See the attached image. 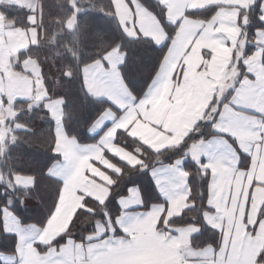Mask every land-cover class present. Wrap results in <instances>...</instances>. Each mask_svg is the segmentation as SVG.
Masks as SVG:
<instances>
[{"label":"snow or ice","instance_id":"snow-or-ice-1","mask_svg":"<svg viewBox=\"0 0 264 264\" xmlns=\"http://www.w3.org/2000/svg\"><path fill=\"white\" fill-rule=\"evenodd\" d=\"M155 4L162 10L159 14L133 0L129 7H136L137 11L119 18L121 31L130 41L143 40L160 53L153 67L154 75L145 82L146 88L134 93L128 87L137 89V82L131 78L129 52L125 50L111 60L106 55L109 70L97 73L98 84L106 92L100 95L90 92L94 100L110 104L115 113L110 109L99 110L97 126L103 135L97 132L100 139L95 145L83 146V151L89 163L95 161L111 175L107 179L97 177L105 189L103 198L86 193L77 212L98 214L102 222H96L95 234L86 235L81 241L68 236V229L49 240L35 241L49 249L42 264H143L141 256L160 246L171 252L170 264H197L187 257L207 258L210 254L218 259L212 262L205 259L199 264H264V242L258 239L264 236V200L257 201L255 195L258 186L264 188V179L254 174V169L264 167V0H155ZM142 9L149 14L142 15ZM204 10L211 14L198 15ZM251 28L254 31L250 32ZM198 40L195 74L188 76L189 62L185 57ZM197 77L207 81L208 87L201 86ZM160 99L167 100V111H161L159 123L148 122L162 130L166 139L160 146H154L134 129L138 121L145 119V109H151ZM120 135L153 152L155 161L147 162L144 151L139 147L130 149L125 141L119 140ZM173 150L179 153L175 159L168 155ZM123 152H128V156L122 155ZM53 155L60 156L61 152L54 147ZM109 156L117 163L109 161ZM189 162L195 168L183 167ZM84 172L95 177L87 168ZM229 173L233 180L242 174L247 183L243 224L248 242L238 247L224 236L227 205L219 209L214 202ZM147 176L153 179L149 181ZM193 176L206 182L207 194L200 193V199L207 200L202 220L190 221L197 225L195 228L170 226L196 207L193 200L179 212L168 215L185 195L191 198L189 181ZM153 183L163 203L149 204L146 200ZM30 186L34 187V182ZM228 187L231 195L233 185ZM63 192L62 184L44 221L45 229L56 215ZM22 200L19 198L15 203L23 212ZM93 204L99 207V212L90 206ZM12 206L10 201L8 207ZM117 207L120 215H115ZM207 209L214 210L221 226L209 222ZM232 227L234 217L229 225ZM117 230L123 235H117ZM205 230L221 232L219 248L192 246V237L202 235ZM60 239H64V244H59ZM253 244L258 246L255 254L249 256ZM13 261L14 257L9 258V264Z\"/></svg>","mask_w":264,"mask_h":264},{"label":"trees","instance_id":"trees-1","mask_svg":"<svg viewBox=\"0 0 264 264\" xmlns=\"http://www.w3.org/2000/svg\"><path fill=\"white\" fill-rule=\"evenodd\" d=\"M39 17L37 26L40 33L39 43L31 45L18 56L15 65L17 71H23L22 60L30 56L37 62L48 93L47 99L63 98L64 126L67 133L75 137L80 143H96L99 135L90 133L91 127L98 120L99 110L114 109L110 104L96 101L87 90L83 69L84 66L98 59H103L111 50L118 48L122 52L127 50L132 68L131 78L136 80L137 89L128 87L135 93L142 92L146 83L154 75L160 53L141 40L130 41L120 28V10L115 0H38ZM141 5L159 14L162 10L155 4V0H137ZM132 4V0H127ZM125 5V2H124ZM0 10L5 19L12 26H29L28 17L32 10L28 6L19 5L10 0H2ZM210 15L204 10L198 15ZM257 10H253L255 21ZM132 27V25H129ZM166 52V49L164 50ZM128 77H125L127 79ZM15 114L8 123L22 125L14 128V139L8 140L5 150L0 152V250L12 251L11 236L3 230V209L12 202V209L25 224H44L55 201L57 190L63 184L59 178L52 176L51 167L61 159L53 155V148L57 147L56 121L46 106L44 100L18 99L14 103ZM102 135V134H100ZM119 140L126 142L130 149L141 148L147 162L153 163L156 156L143 145L133 143L120 135ZM175 150L168 153L173 159L179 155ZM167 157L161 156V159ZM115 163L117 161L113 160ZM188 168H195L191 162ZM121 167H126L120 164ZM127 170V169H126ZM34 178V187L18 183V176ZM115 178V177H113ZM151 181V176L146 177ZM192 196L196 200V211L186 213L183 220L177 219L173 224H187L191 220H202V211L207 200L200 199V193L207 194L205 181L191 178ZM14 189V190H13ZM154 183L152 191L146 193V199L157 198ZM23 198L24 211L15 202ZM96 207L99 212V207ZM118 213V207L117 212ZM102 217L80 212L70 230L75 236H86L92 233L96 222ZM202 227V223L200 224ZM220 233L205 230L202 235L195 237V244L209 243L207 237L219 241ZM10 236V237H9ZM11 240L12 242H9Z\"/></svg>","mask_w":264,"mask_h":264},{"label":"crops","instance_id":"crops-1","mask_svg":"<svg viewBox=\"0 0 264 264\" xmlns=\"http://www.w3.org/2000/svg\"><path fill=\"white\" fill-rule=\"evenodd\" d=\"M117 2L121 1L124 5L125 11L128 14L135 13L137 11L136 7H129L127 0H115ZM2 0H0V3ZM133 3V0H132ZM137 3L141 5L138 1ZM123 9V6H122ZM142 15H147L144 9L141 10ZM28 20L30 22L29 26H12L6 21L3 12L0 10V152L5 150L6 143L8 140L14 139L12 131L14 128H22V125L15 123L13 126L8 123L11 118H13L14 111V101L18 99L27 100H44L46 99L47 109L53 115L56 121V131H57V147L56 149L61 152V159H59L53 167L50 169V174L63 181L64 192L61 196V202L59 208L56 210V215L49 222L48 227L45 229L44 224L39 225V223L25 224L21 221L19 215L10 207L5 206L3 209V230L6 234L12 235L11 239L15 242L13 243L12 251L10 250H0V264H9V258L14 257L13 264H42L43 259H47L49 249L41 246L39 243H34L37 240H49L53 235L58 232H62L68 229L67 235L72 237L75 241H81L84 236H75L70 233L71 227L75 221L74 217L79 214L77 209L82 207V201L84 200V195L88 192L93 195L103 198L105 195V189L102 185V181H99L97 177H104L107 179L111 175L107 169H101L95 161L89 163L86 159V154L83 151V146L85 145H95L96 143H80L75 137L70 136L64 126V103L63 98L47 99L48 93L45 88V83L41 75V71L37 62L32 57L28 56L22 60L23 71H17L15 65L18 62V56L21 52H25L29 49L31 45H36L40 40V33L37 26L39 17L38 14L30 13ZM254 31V28L249 30ZM187 45H185L186 47ZM200 46V41H196L193 45L192 51L188 53L185 59L189 62V69L186 75L192 76L195 74L194 64L198 63L197 52ZM251 49H249L250 51ZM254 50V48H253ZM117 54L122 55L123 52L119 48H115L107 53L108 60H111ZM110 65L103 59H98L90 64L84 66L83 74L85 79V84L88 92L93 95H100L106 92L98 84L97 73L103 69L104 71L109 70ZM37 73V74H36ZM215 74V73H214ZM197 80L204 88L208 87V82L204 81L202 78L197 77ZM169 105L166 99L158 100L151 109H145V119L138 121L134 129L137 134L144 137L148 143L154 146H160L161 143L166 139L162 130H158L148 122L157 121L159 123L161 111H167ZM115 113V109H110ZM117 115L119 113H116ZM172 118V114L169 113V119ZM98 125V120L91 127L90 133L92 135H103V131L100 130ZM107 156V153L104 154ZM122 155L128 156V152H123ZM108 160L113 164L115 162L112 157L109 156ZM70 162V163H69ZM183 167L188 168L186 164ZM89 169L90 172L95 173V177H90L85 175L84 169ZM61 169H63L61 173ZM254 174L260 179H264V167L260 169H254ZM151 179H153L151 177ZM251 174L249 176L250 183ZM17 181L19 184L24 186H30L34 182V178L26 176H18ZM192 184L191 178L189 181ZM244 185V192L241 193V185ZM228 185H233L231 195H229ZM155 188L156 185L154 184ZM83 191H79V190ZM191 187V198L186 195L178 202H176L173 207L168 211V215L179 212L185 207L187 203L195 201V197L192 196ZM158 197L154 199H146L149 204L152 203H163L162 196L157 192ZM221 194L223 200H221ZM247 195V183L244 182V177L242 174L237 175L236 179L233 180L231 173L228 174L227 182L222 185L221 191L217 193L215 203L217 208L224 209L227 205V219L224 222L223 227L225 228L224 236L226 239H231L233 246H239L241 243H247L244 233L245 219V205L244 199ZM257 201L264 200V188L257 187L256 193ZM239 201V203H238ZM93 206H95L93 204ZM197 208V207H195ZM191 209L193 212L196 209ZM137 210H147V209H137ZM135 211V210H134ZM190 211V210H189ZM188 212V211H187ZM202 212H205V207ZM116 215H120L118 212ZM254 215V212H253ZM206 216L210 223H215L218 227L221 226L220 222L215 219L214 210L207 209ZM234 217L235 227L229 228ZM131 217H129V220ZM71 222V227L69 224ZM99 222H102L100 220ZM187 225L190 228H195L197 225L193 223L187 224H173L171 222L170 226L182 227ZM96 227L91 234H95ZM221 234V232H219ZM117 235H123L117 230ZM173 235H179V233H173ZM222 235V234H221ZM221 235L219 241L215 242L212 237H205L209 243L206 244H195V235L192 237V246L195 248H204L205 245H209L215 248H219L221 242ZM10 237V236H9ZM261 242H264V236L258 238ZM187 240V233H185V242ZM9 240V242H12ZM64 239L59 240V244H64ZM55 243V241H53ZM87 242H85L86 244ZM33 245V247H29ZM257 244H253L252 248L249 250V256L255 254V248ZM57 259H62V257H57ZM187 259L197 262L204 261L207 259L209 262L218 259L216 255H209L207 258L203 256H192L187 257ZM143 264H170L171 262V252L165 247L160 246L155 249H151L145 252L141 256Z\"/></svg>","mask_w":264,"mask_h":264},{"label":"rangeland","instance_id":"rangeland-1","mask_svg":"<svg viewBox=\"0 0 264 264\" xmlns=\"http://www.w3.org/2000/svg\"><path fill=\"white\" fill-rule=\"evenodd\" d=\"M11 2L18 3L19 5L28 6L33 14H37V10L39 8V1L38 0H10ZM123 6V9H122ZM118 7L120 10V16L126 15V9L121 1L118 2ZM37 74V73H36Z\"/></svg>","mask_w":264,"mask_h":264}]
</instances>
